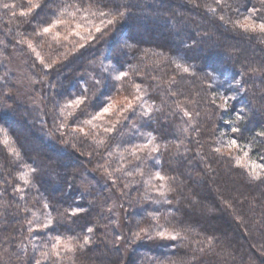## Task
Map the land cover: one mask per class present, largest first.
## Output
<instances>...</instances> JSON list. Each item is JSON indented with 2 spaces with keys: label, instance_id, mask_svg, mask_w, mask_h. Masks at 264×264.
I'll use <instances>...</instances> for the list:
<instances>
[{
  "label": "trees",
  "instance_id": "16d2710c",
  "mask_svg": "<svg viewBox=\"0 0 264 264\" xmlns=\"http://www.w3.org/2000/svg\"><path fill=\"white\" fill-rule=\"evenodd\" d=\"M36 2L0 0V264H264V176L253 179L216 151L229 131L264 160V32L237 25L264 22V0H38L20 15ZM82 15L93 36L82 48L42 31L61 19L66 33ZM121 71L127 76L116 81ZM136 85L142 104L124 113L110 144H96L97 123L84 121L120 92L137 95ZM220 87L234 93L228 110L219 107ZM79 96L85 103L62 118L61 107ZM146 137L158 148L120 168L124 152L115 148ZM26 165L24 199L16 178ZM138 169L166 177L167 193H151ZM103 174L111 182L102 185ZM31 207L52 224L35 226ZM57 236L72 238L75 250L52 255Z\"/></svg>",
  "mask_w": 264,
  "mask_h": 264
},
{
  "label": "rangeland",
  "instance_id": "374dc122",
  "mask_svg": "<svg viewBox=\"0 0 264 264\" xmlns=\"http://www.w3.org/2000/svg\"><path fill=\"white\" fill-rule=\"evenodd\" d=\"M84 18H85L84 15H82L81 24H80V25H82V27L79 29L81 34L85 37L84 39H80V37H78V36L73 34L72 30L75 28L74 24L72 25L73 28H70L69 30L67 28H64V30H66V33L58 25L57 28L53 30V34H54L55 31H59L61 33V37L58 40L63 39L64 36H67L68 37L67 42L69 44H71L72 47H74V48L78 47L79 44H81L84 40L87 39L86 36L88 37L89 32H91V30H89L87 28V26H85L87 24V21L84 22ZM93 32H95V30ZM53 34H49V35H51L53 37ZM27 43L29 44L28 41H27ZM34 49H35V51H34L35 55L37 56V53H39V56H37V57L40 58L41 57V53L39 51V48L35 47ZM32 50H33V46H32ZM116 75H118V73H114V76H116ZM112 77H113V74H112ZM21 89H22V91L26 92L23 89L22 86H21ZM136 91H134V93ZM138 92L139 91L136 92L137 95H139ZM233 95H234V93H233V91L230 88L227 89V87H220L218 89V93H217V101L219 103H221L222 102L221 98L223 96H227V97L232 98V99H229L228 107L225 108V109L228 110L230 105H231V102L233 100V97H234ZM133 96H136V95L135 94L133 95L132 93H126V92L121 93L120 92V93H118V95H114L113 97H111L108 100L107 104L109 103V101H111L112 103L115 104V109L113 110L112 114L104 116V118L101 119V120H95L93 122V124H91V125H95L97 123L96 127H98V129L94 131L95 132V135H94L95 137L93 138V139H95L94 142L96 144L105 145V143L106 144H110L111 143V138L109 136L111 134H114V131L117 128V126L120 123H122L121 122L122 119H125L126 116H127V114L121 113L119 111V109L122 108L127 103V100L125 99L126 97L128 99H132ZM142 102H143V100H139L138 102H134V105H136L137 103H140V105H141ZM105 105H103V106H105ZM119 105H120V108H119ZM37 106L41 107V104L38 103ZM64 106L61 107V110L59 112L61 114L62 118L65 115L68 116V115H70V113L72 114V108L71 107L64 108ZM62 109H63V112H62ZM99 110L100 109H98L97 112ZM234 114L232 113V115H234ZM117 120L120 121L119 124H115V122ZM114 124H115V128H114V131L112 133H108V132L105 131L106 128L113 127ZM234 126H235V123H234V125L233 124L229 125V127L231 129H233ZM221 134H222V137H221V140H220V152H222L225 155H228L229 157L231 156V158L234 159L238 164L246 167L249 172L251 170V163L250 162H255L256 164H264V160L263 159L261 160L259 157H257L256 154H254L251 151L252 150L251 145H249V144H247L245 142H241V143L237 142V146L229 147L228 146L229 141L232 140V139H235V138L230 135L229 131H224ZM3 139H4V141L7 140V143H6L7 145L6 146H7L8 149H10V150L14 149V147L12 146L13 145L12 139L7 134H4V138ZM101 141H103V143H101ZM134 147L137 148V149H140V150L135 152V155H133L132 152H131ZM153 148H158V144H156L154 142V140L149 138V137H146L144 139V141L141 142V144H134V146L131 145L130 147H124V148L116 147L115 148L116 149V153L121 152L122 150H123L122 152H124V154L123 153L119 154L122 157L120 159V168H123L124 170L129 169L130 168L129 165H131L130 161L128 159L129 157H130V160L133 158V162L134 163L136 161H138V160L141 161L142 157H143L142 154H150V152L153 150ZM14 151H15V154H16V152H17L16 149H14ZM245 153H247V155H245ZM126 160H128L129 163H126ZM133 162H131V163H133ZM245 165H247V166H245ZM30 169H31L30 165H26V166L22 167V169H20V171L18 172L17 178H16L17 179L16 190L22 196V198L24 197V199H26V198H28V196H30L29 194H26V193H28L27 188L30 187L31 184H32L31 183V179H30V172H31V171H29ZM138 170H139V172L142 173V175L144 177L146 176L145 178L147 179V181H149V183H150V187L149 188L151 189V193L160 194L162 197H163L162 194H166L167 193V190L169 189V187H168L169 186V182H167L168 179H165V180L161 181L158 178H155V174L157 173V171H153L152 173H149V175H146L149 172V171H147V169H145L144 171L142 169H138ZM132 172L134 173V171H132ZM25 173H27V176H24ZM22 177H24V178L22 179ZM106 178H107V176H106ZM106 178L104 177V174H103V175L98 177V180H100L102 185L103 184L105 185L106 184V182H105ZM25 179H27V181H28L27 183H25ZM111 180L112 179L110 177H108V179L106 181L111 182ZM110 208H112V210L115 212V214H117L116 216H118V220H117L118 224H121L123 222L124 218H123V213L121 211H119V207L117 206V204H115V202H114L113 204H111ZM44 210H46V209L44 208ZM40 212L41 211L39 210V207H35V208L31 207V208L28 209V213L31 216V218H33V222H34L35 226L36 225H40L41 223H46L47 220H48L47 215L44 212L43 213H40ZM46 212H47V210H46ZM42 214H45L44 215L45 216L44 219H42V217H41Z\"/></svg>",
  "mask_w": 264,
  "mask_h": 264
},
{
  "label": "snow or ice",
  "instance_id": "6c2138e0",
  "mask_svg": "<svg viewBox=\"0 0 264 264\" xmlns=\"http://www.w3.org/2000/svg\"><path fill=\"white\" fill-rule=\"evenodd\" d=\"M30 2H31V0H30ZM40 6L41 5H40V3L37 0L36 3H31V7H29L26 11L22 10L20 15L21 16H26V15L32 13L33 10L38 9ZM3 7L4 8H8V7H10V5L4 4ZM70 15L74 16L75 13H70ZM99 15L103 17V16L108 15V14L104 13V12H100ZM119 15L123 16L124 13H119ZM115 22H116V18L115 17H113L112 19H108L107 21H103L102 20L101 24L96 25L94 30H95L96 33H100V32H102L104 30V26L105 25H113ZM64 23H66L64 20L56 19L51 24H49L47 27H44L42 29V31L45 34H53V30L56 29L58 25H61V24H64ZM237 25L239 27H241V28H244L245 30L264 32V22H261V23L257 24L254 21H252L251 17H244V22L237 21ZM81 27H82V25L77 23L75 25V28L72 31H73L74 35L80 37V39H84L85 37L79 31V29ZM60 37H61V33L59 31H55L54 34H53V38L54 39H59ZM63 39L67 40L68 37L64 36ZM87 39L88 40H92L93 39V36H92L91 32H89ZM28 46H29V48H32L31 42H29ZM83 46L84 45H79L78 47L82 48ZM33 51H35L34 48H33ZM37 56H39V53H37ZM41 63H43L42 59H41ZM44 66L46 68L47 67H51V65H49V64H45ZM183 71L184 72H188L189 69L187 67H184ZM126 76H127V73L121 71V72L118 73V75H116L114 77V79L116 81H122ZM237 83H239V81H237ZM136 90L139 91V85H136ZM86 99H87L86 96L76 97L74 100L69 101L64 107L65 108L71 107L73 109H79L81 107V105H83L85 103ZM125 99L127 100V103L122 108L119 109V111L121 113H125L127 111L134 110V102H138L141 99V97L139 95H136V96H133L132 99H128L127 97ZM229 99H232V98L227 97V96H223L221 98L222 102L220 103L219 107L220 108H227ZM114 109H115V104L112 103L111 101H109V103L106 104L105 106L101 107L100 110L98 112H96L95 115L91 119L84 121V123L91 125V124H93L94 120H101V119L104 118V116L112 114ZM62 112H63V109H62ZM70 115H72V114L70 113ZM185 115H189V113L185 112ZM237 119H241V117L238 115ZM119 123H120L119 120H117L115 122V124H119ZM115 124L113 125V127L106 128L105 131L108 132V133H112L114 131ZM63 126H64L63 124L60 125V127H63ZM79 131L83 133L84 132V128H80ZM238 131H239L238 128H233L232 129V132H234V133L238 132ZM258 135L264 136V132L258 133ZM5 143H7V140H5ZM101 143H103V141H101ZM228 146L229 147L237 146V141L235 139L230 140L229 143H228ZM138 150H140V149H137V148L134 147L132 149V154L135 155V152L138 151ZM153 151H155V149H153ZM216 151L219 152L220 149L217 148ZM245 155H247V153H245ZM250 163H251L250 175L252 176L253 179H260L262 176H264V164H256L255 162H250ZM245 166H247V165H245ZM29 171H33V170L30 169ZM24 176H27V173H25ZM23 178L24 177H22V179ZM155 178H158L161 181L166 179L159 172H157L155 174ZM27 182H28L27 179H25V183H27ZM80 211H82V210L81 209H73L72 210V215H76ZM52 222L53 221L51 219H48L47 223L44 224L43 227H48L50 224H52ZM87 231H88V233H91L93 231V229L92 228H88ZM140 231L143 233V232H146V229H141ZM137 235H139V234H137ZM157 236L161 237V238H169V239L175 240L177 238L178 234H173L171 232L161 231V232L157 233ZM149 238L151 239V237H149ZM71 239L72 238H69V240L64 241V240H62V238L60 236L55 237V243L52 245V255H55V256L59 257L61 246H62L63 250H66V251H69V252L74 251L75 250V245L73 243H71ZM77 243L79 244V247L83 248L86 244L90 243V238H89L88 235H85L83 237V241L82 242L78 241ZM42 258L43 259H47L48 258V253L47 252L42 253ZM37 264H39V262H37Z\"/></svg>",
  "mask_w": 264,
  "mask_h": 264
}]
</instances>
